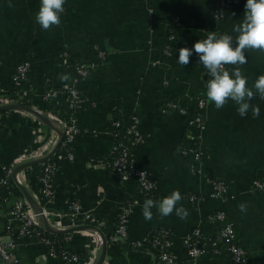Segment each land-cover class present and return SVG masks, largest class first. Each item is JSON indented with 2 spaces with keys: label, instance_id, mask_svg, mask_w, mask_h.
I'll return each mask as SVG.
<instances>
[{
  "label": "crops",
  "instance_id": "crops-1",
  "mask_svg": "<svg viewBox=\"0 0 264 264\" xmlns=\"http://www.w3.org/2000/svg\"><path fill=\"white\" fill-rule=\"evenodd\" d=\"M217 1L66 0L61 24L45 31L35 20L40 0H0L3 89L12 90L15 65L29 59L32 67L27 82L31 96L27 101L30 107L42 109L43 79L48 78L47 84L54 87L69 80L61 79L70 76L59 57L62 52L70 54L73 61L93 64V69L78 82L86 103L74 113L82 128L71 146L74 159L58 163L53 196L39 203L52 212L50 221L56 219L63 224L70 221L69 204L73 200L89 213L86 224L95 229L67 233L70 239L66 242L81 259L90 256L88 264L97 263L104 239L107 246L101 264H211L215 260L230 264L213 255L210 248L194 260L188 256L186 237L192 229L200 227L210 238L216 234L218 223L208 219V214L215 210H223L232 223L236 241L246 251L245 264H264V192L254 190L255 180L264 175V100L256 95L250 102L260 109L257 118L251 111L241 117L231 100L218 110L207 100L206 84L210 77L199 56L193 51L188 65L178 63L180 48L191 49L215 29L233 37L238 35L233 26L242 22L247 0H239L219 19L213 14ZM174 17L179 20L178 37L172 54L162 56L160 37L169 31ZM96 48L105 52L103 59L97 57ZM245 55L247 63L239 67L251 87L264 75V52L248 50ZM234 67L228 65L227 69L231 72ZM200 98L206 100L205 125L199 141L204 158L196 167L193 156L181 153L187 147L190 130L187 116L176 109L163 108L172 102L188 107L192 114ZM132 115L144 137L132 149V155L136 165L145 169L155 183L154 200L178 190L183 197L178 206L189 212L186 219L175 212L161 218L153 208V218L146 221L142 207L148 195L140 191L136 182H123L111 170L96 165L110 152L112 138L107 131L111 119L125 124ZM51 136L49 127L34 115L0 111V176L20 153L40 148ZM24 170L28 174L22 173L20 181L26 187L28 181L29 190L25 189L38 194L40 163ZM207 178L227 184L226 198L188 200L186 195L190 193L205 192ZM10 183L0 200V233L5 230L12 203L24 198L12 178ZM128 203H133V212L127 222V236L119 238L115 234L118 213ZM241 203L248 205L246 213L240 211ZM77 223H84L81 217H77ZM160 229L170 232V261L159 260L157 247L146 239ZM16 240L21 264H59L57 257L47 255L45 246L35 236ZM139 240L140 245L136 244Z\"/></svg>",
  "mask_w": 264,
  "mask_h": 264
},
{
  "label": "built area",
  "instance_id": "built-area-1",
  "mask_svg": "<svg viewBox=\"0 0 264 264\" xmlns=\"http://www.w3.org/2000/svg\"><path fill=\"white\" fill-rule=\"evenodd\" d=\"M239 3V0H218L214 8L215 18L223 17L224 13L232 9ZM172 25H179V20L174 17L171 20ZM171 28H169L170 32ZM218 34H228L225 31L215 29ZM173 36H170L172 39ZM165 56H170L172 53L166 49ZM96 54L99 59L105 57V52L96 48ZM63 65L68 69L72 67L74 74L69 76L67 83L60 87L48 85L49 79L46 78L42 100L43 103L49 104L52 108L46 112L42 109H37L44 114L52 124L62 131L63 136L61 139V149L56 152L47 160L40 163L41 172L38 175V183L40 192L38 194L31 193L33 198L40 203L41 200H50L54 192V176L61 161H71L74 159L71 146L75 139L82 133V128L79 126L78 119L74 115L75 111L80 108L85 101V97L78 89L79 79L88 75L93 69V64L86 65L81 62L73 61L70 59V54L62 52L59 55ZM30 62L24 59L17 63L14 67L12 75L13 88L9 93L6 89L0 86V106L11 103H22L28 99L30 89L28 87L27 75L30 70ZM227 68V66H226ZM167 84V81L163 82ZM206 100L200 98L196 102L195 112L190 114L188 107L179 106L176 103L167 102L164 105V110L176 109L181 115L187 116V124L190 130L187 132L186 142L187 147L181 149V153L186 155L190 153L194 159V165L199 167L204 158V151L199 146L201 140V131L204 128V109ZM36 109V108H35ZM70 110V111H68ZM26 114H30L23 110ZM66 111L67 114L63 113ZM189 113V115H188ZM32 115V114H30ZM131 122L124 124L119 119H111L110 127L107 133L112 138V145L110 152L106 157L99 159L96 165L100 168L109 169L115 173L123 182H128L130 178L137 181L140 191L148 195V199L154 200V189L151 185H155L150 174L136 165L132 155V149L144 141L143 135L138 130L136 117H130ZM50 129V128H49ZM50 139L43 144L40 148L20 153L12 162L4 167L3 175L0 176V200L3 198L1 195V188L9 189L11 187V175L14 167L20 163L31 161L34 159L45 156L55 145L57 141V134L54 130ZM58 148V147H57ZM23 171V170H22ZM18 173L17 179L19 180ZM21 183V182H20ZM207 188L205 192L200 194L190 193L187 199L193 202H202L204 200L223 201L227 196V184L223 180L215 178L206 179ZM254 190L264 192V175L254 182ZM5 199V198H4ZM43 215L48 220L49 224L56 229H67L72 226H77V217H81L83 224L87 223L89 213L84 212L79 202L73 200L69 204L70 221L68 224H63L59 220L50 221L48 218L52 212L47 211L43 206ZM133 212V203L124 205L118 213L117 225L115 234L119 238H126V227L130 215ZM10 214L7 217V224L3 233H0V264H21L20 258L17 255L18 243L16 238L24 236H35L45 246L46 253L49 256L58 258L59 264H88L87 256L83 259L74 251L66 246V242L70 239L68 234L62 238H52L45 235V230L42 227L41 219L38 214L27 203L25 198L21 197L16 199L10 208ZM58 216L60 214H55ZM208 219L218 223V229L213 237H207L202 232L200 227H195L187 235L188 240V256L194 260L206 249L210 248L211 253L216 257H223L230 264H245L246 251L242 245L236 241V233L231 222L227 220L226 214L223 210H215L208 214ZM58 223V227L55 226ZM48 233V232H47ZM50 234V233H49ZM54 235V234H53ZM169 237L170 232L165 229H160L152 233L148 238L151 244L158 249V259L161 261H170L172 256L169 251ZM145 240V238H143ZM142 240L136 242L140 245ZM94 253L92 254L93 257ZM211 264H223V261L215 260Z\"/></svg>",
  "mask_w": 264,
  "mask_h": 264
},
{
  "label": "clouds",
  "instance_id": "clouds-1",
  "mask_svg": "<svg viewBox=\"0 0 264 264\" xmlns=\"http://www.w3.org/2000/svg\"><path fill=\"white\" fill-rule=\"evenodd\" d=\"M65 3L66 0H40L35 20L43 30L47 31L61 24ZM9 7L13 5L9 4ZM244 7L242 22L233 26V32L238 33L236 37L218 34L215 31L209 32L206 39L198 40L191 49L180 48L178 63L182 66L188 65L194 51L210 77L206 84L207 100L213 102L218 110L231 100L238 106L237 112L241 117L251 111L252 116L257 118L260 109L250 102L256 95L264 100V75L259 76L249 87L248 79L239 66L247 63L246 51L264 52V0H247ZM228 65L235 66L231 72L226 68ZM68 78V76L61 77L62 80ZM182 199L178 190L172 191L170 195L159 201L146 199L142 207L143 217L146 221L151 220L152 209L155 208L161 218L175 212L182 220L186 219L189 215L188 210L178 206ZM238 207L241 212H247L246 203H241Z\"/></svg>",
  "mask_w": 264,
  "mask_h": 264
},
{
  "label": "water",
  "instance_id": "water-1",
  "mask_svg": "<svg viewBox=\"0 0 264 264\" xmlns=\"http://www.w3.org/2000/svg\"><path fill=\"white\" fill-rule=\"evenodd\" d=\"M14 111V110H23L25 112H28L38 118H40L41 120H43V122L52 130H54L57 134V141L55 143V145L52 147V149L43 157L38 158V159H34L31 161H27V162H23L20 163L18 165H16L14 167V169L12 170V175L11 178L14 181V183L16 185H18L20 187V189L22 190L23 194H24V198L27 201V203L30 205V207L34 210V212L36 214H38L40 216L41 219V223H42V227L44 228V230L50 234H54V235H61V234H67L73 231H77V230H94L95 228L92 225H88V224H81V225H77V226H72L69 227L67 229H56L53 228L48 220L46 219V217L43 215V210L41 205L33 198V196L31 195V193H29L27 191V189H25V187H23V185L18 181L17 176L18 173L28 167H31L33 165L39 164L41 162H44L45 160L49 159L57 150V147L59 145V143L61 142L63 133L62 131H60L59 129H57L52 122L41 112H39L37 109L27 106L25 104L22 103H11V104H6V105H1L0 106V111ZM98 231V229H96ZM106 241L104 239L103 241V245H102V253L100 258L98 259L96 264H101L104 257H105V253H106Z\"/></svg>",
  "mask_w": 264,
  "mask_h": 264
},
{
  "label": "trees",
  "instance_id": "trees-1",
  "mask_svg": "<svg viewBox=\"0 0 264 264\" xmlns=\"http://www.w3.org/2000/svg\"><path fill=\"white\" fill-rule=\"evenodd\" d=\"M171 20H172V19H171ZM177 26H179V25H172L170 32H166L163 36L160 37L161 46H162V47H161V55H162V56H165L164 51H165L166 49H168V50L172 53V51H173V47L175 46V43H176V38L178 37L177 32H176V31H177ZM171 35L173 36L172 39H170V36H171ZM28 60H29V59H28ZM29 62H30V65H31V67H32V64H31V61H30V60H29ZM31 67H30V70H29L28 75H27V80L30 79L29 76H30V72H31ZM68 71H69L70 75H73V74H74V71H73V68H72V67H68ZM43 84H44V85L46 84V77H45V79H43ZM9 93L12 94L11 91H9ZM28 96H29V97L31 96V95H30V92H29ZM85 103H86V100L83 102L82 106H83ZM24 104L27 105V106H30V102H29V100H28V101H25ZM51 108H52V107H51L49 104L44 103V105H43V107H42V110H43L44 112H46V111L50 110ZM114 110H115V109H114ZM68 111H70V110H68ZM130 122H131V120H127L125 124H129ZM79 126H80V125H79ZM80 127H81V126H80ZM60 149H61V144L58 145L57 150L59 151ZM187 155H191V154H190V153H187L186 156H187ZM191 156H192V155H191ZM129 181H134V182L137 183L136 179H134L133 177L130 178ZM5 192H6V191L4 190V188H1V195H2V197H3L4 195H6ZM45 235H47V236H49V237H52V238H62V237H64V235H53V234H49V233H47V232H45Z\"/></svg>",
  "mask_w": 264,
  "mask_h": 264
},
{
  "label": "bare ground",
  "instance_id": "bare-ground-1",
  "mask_svg": "<svg viewBox=\"0 0 264 264\" xmlns=\"http://www.w3.org/2000/svg\"><path fill=\"white\" fill-rule=\"evenodd\" d=\"M22 173H26V174H27L26 170H23V171H22V172L19 174V180H20V175H21ZM27 180H28V179H27ZM20 182H21V181H20ZM21 184H22V182H21ZM28 184H29V183H28V181H27V184H26V185H27V187H28ZM22 185H23V184H22ZM23 187L27 188V187H26V186H24V185H23ZM27 189H28V188H27ZM28 190H29V189H28ZM58 225H59L58 223H55V226H57V227H58Z\"/></svg>",
  "mask_w": 264,
  "mask_h": 264
},
{
  "label": "rangeland",
  "instance_id": "rangeland-1",
  "mask_svg": "<svg viewBox=\"0 0 264 264\" xmlns=\"http://www.w3.org/2000/svg\"><path fill=\"white\" fill-rule=\"evenodd\" d=\"M28 174V173H27Z\"/></svg>",
  "mask_w": 264,
  "mask_h": 264
}]
</instances>
